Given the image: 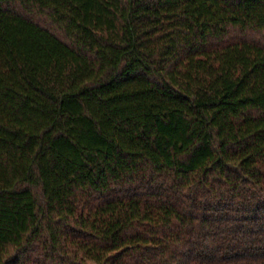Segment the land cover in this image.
Masks as SVG:
<instances>
[{"label":"trees","instance_id":"16d2710c","mask_svg":"<svg viewBox=\"0 0 264 264\" xmlns=\"http://www.w3.org/2000/svg\"><path fill=\"white\" fill-rule=\"evenodd\" d=\"M0 264H264V0H0Z\"/></svg>","mask_w":264,"mask_h":264}]
</instances>
